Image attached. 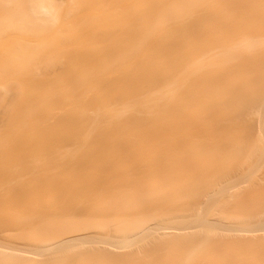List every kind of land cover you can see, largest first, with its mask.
Listing matches in <instances>:
<instances>
[{"label":"bare ground","instance_id":"6f19581e","mask_svg":"<svg viewBox=\"0 0 264 264\" xmlns=\"http://www.w3.org/2000/svg\"><path fill=\"white\" fill-rule=\"evenodd\" d=\"M0 264H264V0H0Z\"/></svg>","mask_w":264,"mask_h":264},{"label":"rangeland","instance_id":"374dc122","mask_svg":"<svg viewBox=\"0 0 264 264\" xmlns=\"http://www.w3.org/2000/svg\"><path fill=\"white\" fill-rule=\"evenodd\" d=\"M258 2H259V0H258Z\"/></svg>","mask_w":264,"mask_h":264}]
</instances>
